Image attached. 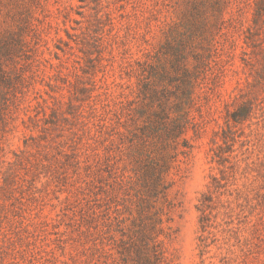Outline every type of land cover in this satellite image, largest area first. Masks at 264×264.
<instances>
[{
    "label": "rangeland",
    "instance_id": "374dc122",
    "mask_svg": "<svg viewBox=\"0 0 264 264\" xmlns=\"http://www.w3.org/2000/svg\"><path fill=\"white\" fill-rule=\"evenodd\" d=\"M0 264H264V0H0Z\"/></svg>",
    "mask_w": 264,
    "mask_h": 264
},
{
    "label": "trees",
    "instance_id": "16d2710c",
    "mask_svg": "<svg viewBox=\"0 0 264 264\" xmlns=\"http://www.w3.org/2000/svg\"><path fill=\"white\" fill-rule=\"evenodd\" d=\"M232 117H233L232 119L235 122H239L240 120H242V119L245 118V116H243L242 114L240 116H238V114H236V113L233 114ZM211 194H213V192H210V193L206 194L205 197H207V198L202 200V203H201V206L200 207H201V210L203 212H205V210L211 208V205H210L211 199H209V197H210ZM208 218H209V215H207V213L206 214L204 213V219L202 217V225H203L204 228L207 227V225H208L207 224L208 223Z\"/></svg>",
    "mask_w": 264,
    "mask_h": 264
}]
</instances>
